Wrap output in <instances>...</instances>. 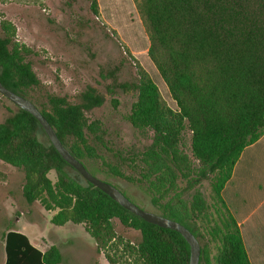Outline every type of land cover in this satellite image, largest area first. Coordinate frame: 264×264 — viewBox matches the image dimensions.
Here are the masks:
<instances>
[{
    "label": "trees",
    "instance_id": "obj_1",
    "mask_svg": "<svg viewBox=\"0 0 264 264\" xmlns=\"http://www.w3.org/2000/svg\"><path fill=\"white\" fill-rule=\"evenodd\" d=\"M90 8L96 15V0H91ZM138 9L149 38L148 57L179 112L163 107L147 76L113 88L136 95L127 120L134 129L152 133L150 145L138 155V181L145 185L157 215L181 224L196 238L199 264H251L236 220L238 210L227 205L223 191L242 153L264 135V0H140ZM0 33L1 85L29 100L84 167L85 160L99 159L98 147H106L104 132L85 114L101 107L103 96L87 87L76 104L51 95L39 102L30 95L40 86L25 60L30 51L15 42L9 24L1 23ZM184 120L191 132L192 158L180 148ZM37 127L30 114L16 107L0 123V162L22 172L21 197L26 204L37 202L53 213V226L83 225L97 254L116 238L112 224L116 219L140 234L127 251L134 264L189 263V246L180 234L146 223L91 184L73 178L67 171L73 169L48 139L46 144L38 140ZM50 172L54 182L48 178ZM109 173L132 181L118 168ZM178 180L185 183L182 191L190 193L189 201L176 192ZM208 180L224 211L221 223L208 229L209 240L197 224L207 219V204L198 187ZM211 242L216 246L214 258ZM102 254L107 264H128ZM61 262L56 246L41 253L26 236L13 231L5 235L4 264Z\"/></svg>",
    "mask_w": 264,
    "mask_h": 264
},
{
    "label": "rangeland",
    "instance_id": "obj_2",
    "mask_svg": "<svg viewBox=\"0 0 264 264\" xmlns=\"http://www.w3.org/2000/svg\"><path fill=\"white\" fill-rule=\"evenodd\" d=\"M68 1L0 0V24H9L14 29L15 42L30 51L25 60L40 82V86L30 93L36 100L44 102L46 96L51 95L76 104L87 87L103 96V105L85 116L89 123H100L106 147L99 146L97 154L100 158L85 160L84 165L94 177L124 193L134 205L157 215L145 185L138 181L141 173L138 155L150 145L152 133L134 129L127 120L136 95L113 89L116 84L138 81L147 76L156 85L163 107L173 114L179 113L148 57L149 38L138 9L140 0H96V15L91 11V0H73L67 5ZM111 72H115L113 78L109 77ZM109 88L114 92L109 94ZM113 102H116L115 106ZM12 111L15 106L0 96V123ZM184 126L180 148L192 158L191 132L186 120ZM36 135L41 143L46 144V136L39 127ZM113 167L132 181L110 175ZM254 167H257L256 179L264 182V163ZM67 171L76 180L83 181L75 171ZM22 178L20 170L0 162V233L17 226L13 231L42 238L35 239L36 244L52 242L50 245H58L63 258L61 264H98L103 252L134 264L133 256L127 251L139 241L138 232L123 227L116 219L112 220L116 238L97 254L83 225L55 227L49 222L51 213L43 210L37 202L28 205L23 201ZM48 178L54 182V172H50ZM184 186L185 183L178 180L176 192H182L181 198L189 201L190 193H183ZM198 190L207 204V219L197 224L209 240L208 229L221 223L224 211L213 196L211 180L202 182ZM263 197L264 191L256 199L252 196V202L241 205L239 196L234 195L236 204L233 209L249 217L255 210L254 201H261ZM260 213L264 219V205ZM251 217L250 223H254L255 213ZM209 247L214 258L216 246L211 242ZM105 261L101 264H106ZM3 262L4 251L0 249V264Z\"/></svg>",
    "mask_w": 264,
    "mask_h": 264
},
{
    "label": "crops",
    "instance_id": "obj_3",
    "mask_svg": "<svg viewBox=\"0 0 264 264\" xmlns=\"http://www.w3.org/2000/svg\"><path fill=\"white\" fill-rule=\"evenodd\" d=\"M259 163L260 164L264 163V135L254 145L246 148L245 151L242 153L239 162L236 164L234 168L232 178L227 183L223 191L224 194L225 193L227 194L225 197L226 203L231 208L233 205L236 204L234 201V195L239 196V203L241 205H246L252 202L253 200L252 196L254 197V199H256V196L257 197L258 195L260 196V193L264 191V182L263 181L260 182L256 179L257 172L255 171L257 170V167L254 166L255 164L258 165ZM254 204H255V208H254L255 210L251 213L249 217L247 216L245 217L243 214H239L238 218H236L235 215L234 216L237 220V223L240 226L242 238L251 264H264V219L262 217V214L260 213V209L262 208V205H264V197L261 199V201L255 200ZM254 213L256 215L255 221L254 223H250L252 219L251 216ZM52 215L53 213H51L50 215L49 222ZM66 225L62 227H66ZM15 228L7 229L5 232L0 233V249L4 251V262L2 264L5 263V235L9 231H13V229ZM13 232H17V231H13ZM85 235L86 237L88 236L86 233ZM24 236H26L29 243L34 248L39 250L41 253H44L51 246L58 247V245H54V244L50 245L52 244V242L48 243L47 245L44 242L40 244H36L34 242L35 239H42V238H38L37 236L35 237L34 236L30 237L27 235ZM99 257L100 258L98 259L99 261L98 264H101V262L103 260L105 261V259H103V256H99ZM105 263L107 264L106 261Z\"/></svg>",
    "mask_w": 264,
    "mask_h": 264
},
{
    "label": "water",
    "instance_id": "obj_4",
    "mask_svg": "<svg viewBox=\"0 0 264 264\" xmlns=\"http://www.w3.org/2000/svg\"><path fill=\"white\" fill-rule=\"evenodd\" d=\"M0 96L12 103L16 108L30 114L37 121L46 138L48 139L52 147L55 149V151L62 158V160L66 162L85 182L97 188L99 191H101L111 200L117 203L120 207L135 215L136 217L142 219L146 223L155 225L159 228L172 230L180 234L189 246L190 255L188 264H199V243L196 238L185 227L175 221L140 209L132 202H130L118 189L91 175L83 166V164L76 160L64 148L49 123L29 100L6 89L1 85V83Z\"/></svg>",
    "mask_w": 264,
    "mask_h": 264
}]
</instances>
